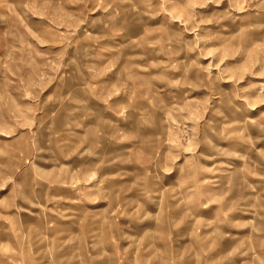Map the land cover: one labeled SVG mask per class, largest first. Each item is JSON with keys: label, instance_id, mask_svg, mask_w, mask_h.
<instances>
[{"label": "rangeland", "instance_id": "rangeland-1", "mask_svg": "<svg viewBox=\"0 0 264 264\" xmlns=\"http://www.w3.org/2000/svg\"><path fill=\"white\" fill-rule=\"evenodd\" d=\"M0 264H264V0H0Z\"/></svg>", "mask_w": 264, "mask_h": 264}]
</instances>
